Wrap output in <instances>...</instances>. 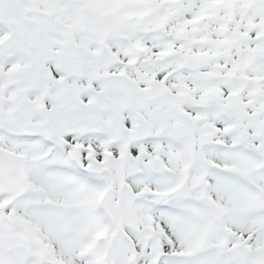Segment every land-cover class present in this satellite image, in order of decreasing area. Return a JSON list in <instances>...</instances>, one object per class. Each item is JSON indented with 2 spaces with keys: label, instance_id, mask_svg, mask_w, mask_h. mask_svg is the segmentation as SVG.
<instances>
[{
  "label": "snow or ice",
  "instance_id": "snow-or-ice-1",
  "mask_svg": "<svg viewBox=\"0 0 264 264\" xmlns=\"http://www.w3.org/2000/svg\"><path fill=\"white\" fill-rule=\"evenodd\" d=\"M0 264H264V0H0Z\"/></svg>",
  "mask_w": 264,
  "mask_h": 264
}]
</instances>
